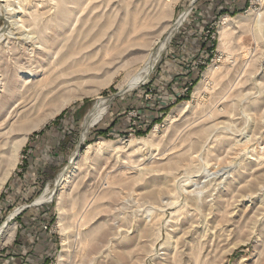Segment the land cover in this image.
<instances>
[{"label":"rangeland","instance_id":"1","mask_svg":"<svg viewBox=\"0 0 264 264\" xmlns=\"http://www.w3.org/2000/svg\"><path fill=\"white\" fill-rule=\"evenodd\" d=\"M20 17L44 47L28 84L14 75L16 62L29 65ZM52 38L66 40L50 58ZM160 49L149 78L130 85ZM210 66L216 75L200 92ZM0 70L14 86L0 87L1 157L13 159L28 132L0 189V227L17 211L0 264L20 230L44 224L55 247L41 264H264V0H0ZM55 85L74 99L29 128L54 110L50 95L40 102ZM102 99L106 114L85 132ZM49 129L60 157L42 169ZM81 139L72 180L38 201Z\"/></svg>","mask_w":264,"mask_h":264},{"label":"bare ground","instance_id":"2","mask_svg":"<svg viewBox=\"0 0 264 264\" xmlns=\"http://www.w3.org/2000/svg\"><path fill=\"white\" fill-rule=\"evenodd\" d=\"M171 1H175V0H171ZM56 18H57V20H56L57 27L60 28V29L61 28H65L67 23H68V20H69L68 19V11H67V9L61 8L59 10V13H58ZM183 19H184V15L170 28V30L167 33V39L171 38V36L173 35L174 31L176 30V27L180 25V21H182ZM24 20L20 17L18 22H20L22 24H21V27L18 26V28L22 29V31L19 30L20 31L19 34H21L20 35V39L21 38L23 39V41H22L23 45L25 47L28 45V49L30 47V49H29L30 53H28L29 65H25L24 63L21 64L20 62H16L14 64V75L15 76H19V77L21 75L22 77H24L23 79L25 80L23 82L28 84V83L33 81L32 76L35 75V73L37 72L36 68H38V67L42 68L43 65H44L43 62L40 63L39 60L35 59L37 54H42L43 53L42 50H43L44 47H43V41H42L41 37L37 36L34 33V31L32 29H30L32 27L27 28ZM65 40H66V38H63L62 40H57L56 38H54L52 41H50V58H52L54 56L56 51L57 52L60 51L61 48H59V47L57 48V45L59 44V42H64ZM164 45H165V43H164ZM54 46H56V49H54ZM26 49H27V47H26ZM162 52H163V49H160V50H158V52H157V54L155 56L153 55L152 57L147 59L145 66L140 71V74L135 79H133L131 81L130 85L134 86L136 84H139V83H142V82L146 81L149 78L151 72L154 69L155 63L158 61V59L162 55ZM37 62H38V65H35V67H33L34 64H36ZM51 62H52V60H50V64H52L51 67H53L54 63H51ZM23 73H29V75L25 76V75H23ZM215 75H216V68L214 66H210L208 71L205 74V80H203L199 84V86L197 87V90L201 92L202 89L206 88L207 87V82H209L212 77H215ZM44 79H46V78H44ZM3 80H4V82H3ZM51 83H53V81H51L50 84ZM45 84H48V82H46ZM0 87H2L3 90L5 89V91L8 93V95H10L9 92L14 90V86L12 84L8 83L5 80V74L4 73H0ZM53 89H55V90H53ZM61 89H63V88H61ZM61 89L58 90V87L55 85V86H53V88H50L49 91L44 93V96H43V98H42V100L40 102V105H43L45 100H46V98L47 99L49 98L48 95L51 96V99L53 101L56 100L57 104H56L54 110L51 111V113L49 112L48 115H46L45 117L43 116L44 118L41 119V121L39 120V122L37 124H34L32 127H29V128H33V127L36 128V127L42 126L50 117H52L53 115L58 113L67 103H69L70 101H72L74 99L72 97H70V98L69 97H63L62 96V92L60 93ZM6 103L3 102L0 105V114H1V112H3V110L7 106ZM108 103H109L108 100H104V99H102V100H100V101H98L96 103L94 109L89 113L86 121L84 122V131L85 132L88 131V129L91 126H93L98 121H100L102 119V117L106 114ZM189 103L190 102L186 101V102H183V103L179 104L172 111V113H170V115H169L170 118L169 119H173V117L177 113L178 114L179 113H183L186 110V108L189 106ZM33 108H30V110L27 111L22 117H27L29 115V113L33 110ZM27 137H28V132L24 133L23 140L21 142L13 143V147L11 149V154H13L12 157H14L13 159L10 156L2 158L1 155H0V172H1V174H0V189L2 188L3 184L7 180L8 176L11 174L12 170L14 169V167L16 165V160H17V157H18L19 149L25 143ZM103 142H104V140L101 139L100 143L102 144ZM78 156H80L79 151H77L75 153V156L73 155L71 157V164L69 166H67L65 168L63 174L60 175L59 178H57L55 180V182H54L55 183V187L54 188L50 187V189L48 188L47 191L41 197L38 198V201H40V202L41 201H45V200L46 201H51L52 197H53V194L55 193V196H56L58 194L59 189L62 188L64 186V184H66L70 180H72V175L75 174L76 170L79 168L75 164V161L77 160ZM56 186H57V188H56ZM15 212H17V211H15ZM15 212L12 213V215L9 217V219L13 218L12 216L15 214ZM62 220H63L62 217H60L59 220H58V223L61 224ZM4 228H5L4 225L0 227V236H2V234H3L4 230H5ZM13 228L11 227V229H9V231H8L9 235L12 234Z\"/></svg>","mask_w":264,"mask_h":264},{"label":"crops","instance_id":"3","mask_svg":"<svg viewBox=\"0 0 264 264\" xmlns=\"http://www.w3.org/2000/svg\"><path fill=\"white\" fill-rule=\"evenodd\" d=\"M165 63L166 65L164 66L168 71L176 66L174 60H169ZM163 71L164 70H161V74H163ZM43 137L40 145H42L41 148H44L46 156L43 157L45 159L41 158L43 165H41L40 168L45 169V166L50 168V166H47V163L57 164L54 160V156L60 157V152L55 146L53 149L51 147L52 150L50 149V129L43 134ZM39 147L40 146H38V149H40ZM39 153L40 152H37V158L39 157ZM36 162L40 161L36 160ZM39 177H41V175ZM42 208L45 209L44 206ZM34 229H37V231ZM43 229L44 228L41 226L35 228V226L26 225L25 228L20 230L15 242L6 249L4 256L1 258L2 264H41L45 259L47 260L50 251L55 247V243L53 236L47 234V231Z\"/></svg>","mask_w":264,"mask_h":264},{"label":"trees","instance_id":"4","mask_svg":"<svg viewBox=\"0 0 264 264\" xmlns=\"http://www.w3.org/2000/svg\"><path fill=\"white\" fill-rule=\"evenodd\" d=\"M60 119V118H59ZM79 122V119H77L76 117H75V123H78ZM70 133H72L71 131L70 132H64L63 134H62V138H66V135H68V134H70ZM70 137V136H69ZM60 138V137H59ZM61 138V139H62ZM63 141V140H62ZM70 143V141H67V143H65L64 141L63 142H61L60 143V147H61V149H65V146H66V144H69Z\"/></svg>","mask_w":264,"mask_h":264},{"label":"water","instance_id":"5","mask_svg":"<svg viewBox=\"0 0 264 264\" xmlns=\"http://www.w3.org/2000/svg\"><path fill=\"white\" fill-rule=\"evenodd\" d=\"M81 143H82V139H81L80 142L78 143L75 152L79 151ZM70 164H71V159H70V162L68 163L67 166H69ZM67 166H66V167H67ZM56 188H57V187H56ZM54 196H55V193L53 194L52 200H53ZM52 200H51V201H52ZM33 204H34V205H37V204H39V203L34 202ZM9 220H10V219H8V220L6 221V223L4 224V226H6V225L8 224Z\"/></svg>","mask_w":264,"mask_h":264},{"label":"built area","instance_id":"6","mask_svg":"<svg viewBox=\"0 0 264 264\" xmlns=\"http://www.w3.org/2000/svg\"><path fill=\"white\" fill-rule=\"evenodd\" d=\"M43 228H44L45 230H47V229H49V226H48L47 224H44Z\"/></svg>","mask_w":264,"mask_h":264}]
</instances>
